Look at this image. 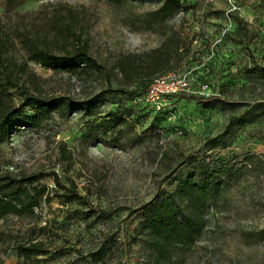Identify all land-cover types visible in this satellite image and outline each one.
Returning <instances> with one entry per match:
<instances>
[{
  "label": "rangeland",
  "instance_id": "obj_1",
  "mask_svg": "<svg viewBox=\"0 0 264 264\" xmlns=\"http://www.w3.org/2000/svg\"><path fill=\"white\" fill-rule=\"evenodd\" d=\"M166 1L0 0V26L10 36L5 63L26 64L29 79L20 81L29 91L65 100L37 126L11 130L0 141V174L37 175L49 193L33 213L0 218V264H147L139 220L179 180H202L193 175L195 160L219 170L214 178L223 191L207 209L200 236L187 251H175L172 262L264 264V0H180L178 7ZM68 11L103 68L98 73L54 72L27 59L23 32L52 40L57 26L72 22ZM177 36L183 50L175 54L172 44L163 50L169 61L160 73L196 68L208 74L206 82L193 75L196 86L207 85L204 97L219 93L232 104L186 96L161 111L137 108L124 117L129 95L105 92V81L120 79L117 58L148 62L165 38ZM121 117L129 124L124 129L106 123ZM226 128V147L211 148L208 139ZM64 143L69 163L60 156ZM52 171L73 180L92 211L59 199ZM42 238L44 255L17 254L18 244ZM101 247L105 256L94 263Z\"/></svg>",
  "mask_w": 264,
  "mask_h": 264
},
{
  "label": "trees",
  "instance_id": "obj_2",
  "mask_svg": "<svg viewBox=\"0 0 264 264\" xmlns=\"http://www.w3.org/2000/svg\"><path fill=\"white\" fill-rule=\"evenodd\" d=\"M179 1L167 0L166 2L168 5L171 3L172 7H178ZM165 6L167 5L165 4ZM67 15L72 22L57 26L56 37L52 40H48L45 36L40 37L23 32L25 36H23L21 42L27 50V59L54 72L98 73L103 68L91 55L88 42L82 40L74 31V14L68 11ZM9 41V34L0 26V141L6 139L11 130L37 126L55 107L65 102L62 97L43 96L38 88L32 91L27 89L25 83L20 81L23 75L28 77L26 64L5 63L4 54L8 51ZM181 41L180 36L175 37L173 42L169 38H165L161 45L152 51V54L148 57V62L136 64L128 56L117 58L116 68L119 69L120 79L117 82L110 79L105 81V92L127 93L129 95L131 101L126 108L127 111H125L124 117L130 116L137 108L152 110L147 105L136 104L134 101L146 91L155 76L166 73V71L160 73L169 61L166 53H162V51H168L170 44H172V49L177 54L179 50H183ZM67 44H70L71 47ZM187 52H184L182 56L187 55ZM188 71H191L192 77L196 75L198 81H207V73H200V70L197 71L193 67ZM261 71L264 73V69ZM131 85L133 88L129 90ZM186 96L196 103L232 104V102H225L219 93L207 97L180 94L176 98ZM86 105L89 106V102ZM106 123L108 126L117 129L119 127L124 129L129 125L127 119L122 117L111 118ZM226 131L227 128L224 133H219L208 139L211 148L219 146L222 149L226 147ZM66 145L65 143L61 144L59 151L62 161L69 163L71 153L66 149ZM252 158V156H244V161L251 163ZM193 163V175L196 177L203 175L202 180L199 181L190 177L179 180L174 190L167 195H162L155 203L149 205L139 220L138 228L144 234V243L149 252L147 264L176 263L172 262L175 251L185 252L190 249L200 236L204 226H206L204 216L207 209L215 206L217 199L221 196L220 194L223 191L222 180L219 177L214 178L219 170H214L215 167H213V171H210V161L200 162L195 160ZM50 174L54 189L59 192L57 194L59 199L70 202L71 200L82 201L92 211V205L84 195L80 194L73 180H69L67 183L62 181L56 172L52 171ZM216 175L218 176V174ZM37 181V175H26L24 173L14 175L8 171L0 174V218L6 214L33 213V209L40 205L43 197L44 201H49V193L44 194L45 188L37 184ZM101 213L103 214V212ZM44 228H38L39 233ZM46 239L42 238L39 241L32 239L33 241L18 244L16 252L24 258L44 255L46 253ZM95 252L92 261L99 263L103 260L105 251L101 247Z\"/></svg>",
  "mask_w": 264,
  "mask_h": 264
},
{
  "label": "built area",
  "instance_id": "obj_3",
  "mask_svg": "<svg viewBox=\"0 0 264 264\" xmlns=\"http://www.w3.org/2000/svg\"><path fill=\"white\" fill-rule=\"evenodd\" d=\"M207 88L203 84L197 86L194 84L191 71L182 72L179 69H173L155 76L146 91L136 98L134 103H141L154 111H161L165 106H169L177 95L204 96Z\"/></svg>",
  "mask_w": 264,
  "mask_h": 264
}]
</instances>
